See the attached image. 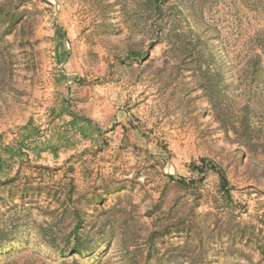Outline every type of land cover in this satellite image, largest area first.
<instances>
[{
  "label": "rangeland",
  "instance_id": "1",
  "mask_svg": "<svg viewBox=\"0 0 264 264\" xmlns=\"http://www.w3.org/2000/svg\"><path fill=\"white\" fill-rule=\"evenodd\" d=\"M44 1L0 0L7 11L26 12L0 45V154L9 159V147L25 149L0 178L14 177L21 159L20 184L27 178L42 187L10 214L12 205H22L21 195L0 192V216L19 222L14 259L0 255V264H74L44 245L34 224L55 206L49 189L67 183L64 171L41 175L36 167L67 162L76 169L79 205L95 216L87 223L101 221L102 211L121 200L142 242L154 227H185L166 238L186 246L185 264H264V69L259 83L246 77L253 53L262 55L264 67V0H168L174 10L166 18L178 22V31L217 36L229 91L241 105L251 96L257 109L252 120L259 134L253 132L250 143L221 129L193 72L180 69V54L157 42L160 18L145 0ZM66 102L102 134L73 121ZM205 162L226 173L232 199L210 169L188 187L166 176L196 180L200 174L190 166L204 168ZM94 195L105 196L104 210L92 202ZM22 209L24 215L16 214ZM103 255L80 262L100 264Z\"/></svg>",
  "mask_w": 264,
  "mask_h": 264
},
{
  "label": "trees",
  "instance_id": "2",
  "mask_svg": "<svg viewBox=\"0 0 264 264\" xmlns=\"http://www.w3.org/2000/svg\"><path fill=\"white\" fill-rule=\"evenodd\" d=\"M45 2L44 0H40ZM47 3V2H46ZM145 4L151 8L155 15H158L159 32L157 34V42H167L171 45V49L177 51L180 56V69L192 71L193 76L200 84V88L209 100L212 108V113L216 120L221 124V129L226 133L233 132L238 138H243L245 142L250 143L251 134H259L256 125L253 123V115L257 113V109L251 103V96L242 105L237 102L229 91V86L225 73L228 70V64L225 61L226 57L222 56L221 48L217 43V36L208 33H199L193 28L188 32L178 31L177 21L169 20L171 12L174 10L173 5H168V0H145ZM26 12H21L18 9L11 12L7 11L5 6H0V45L4 38L12 33V31L22 22ZM168 23V24H167ZM166 28H168L166 30ZM180 28V27H179ZM1 48V47H0ZM0 61L4 60L0 55ZM139 60L142 54L135 55ZM247 75L251 78V83H259L263 74V57L260 53H253L246 65ZM252 91V86L248 85ZM231 94V98L229 96ZM64 105V109L69 112L73 121L79 119L88 122L93 127L96 126L99 133L102 134L100 127L91 119L79 116L73 112L68 104ZM237 111L241 112L237 115ZM263 135L258 137L262 139ZM25 150L22 145L9 147L8 151L11 155L9 159H4L0 154V174H7L12 170L11 162L17 160V151ZM57 152L56 148H53ZM145 153L152 157L156 163H163L162 156L157 158L150 155L149 151ZM19 169L14 177L6 179L0 178V192L7 193L12 196L15 194L21 195L22 205H12L7 213L10 214L17 211L18 208L24 207L25 200H30L39 191H42L41 183L37 187L33 185L29 179H25L23 185L19 180L22 166L25 161L18 159ZM29 164V162H27ZM204 168L191 165L193 172L200 174L199 178L186 179L176 174L166 175L170 182L178 186L188 187L202 181V174L210 169L219 177L220 190L227 199H232L231 191L233 190L228 179V176L223 169L214 164L207 163ZM37 169L43 175L45 172L58 174L64 171L67 183L62 181L55 183L54 187L49 189L52 201L55 206H48L42 212L44 221L42 223L35 222V228L41 241L49 249L57 252L62 262L66 263L70 259L74 264H81L80 258L98 257L101 251L103 257L98 259L100 264H185L188 262V255L183 253L186 246H176L167 243L166 238L172 233H182L186 231L185 227L174 225H163L153 231H149L148 239L142 242L139 231H135L134 227H130L128 221L124 218L127 210H122V201L119 200L109 211H105V196L94 195L92 202L95 205H100L102 209L101 221L95 218L96 221L87 223V219L94 218L85 207L79 205L76 181L74 173L75 166L67 162L62 167L50 168L46 166H37ZM52 174V176H53ZM20 186L22 189L20 190ZM51 201V202H52ZM53 204V203H51ZM157 209H160L158 204ZM25 209L17 212L18 215H24ZM95 213L98 209L93 210ZM92 212V214H95ZM106 212V213H105ZM15 214V216H16ZM99 215V214H98ZM121 216L118 221L117 217ZM3 217V218H2ZM13 217H7L5 214L0 216V255H3V261H12L14 246L13 239L16 234V229L19 227L18 220L14 221ZM185 224V223H184ZM180 225V224H179ZM147 230V229H145ZM261 255L264 258V247H259ZM106 253V254H105ZM19 256L17 255V258ZM5 262V263H6Z\"/></svg>",
  "mask_w": 264,
  "mask_h": 264
}]
</instances>
